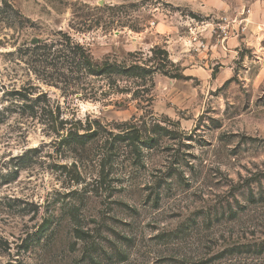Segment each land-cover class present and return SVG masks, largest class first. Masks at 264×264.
<instances>
[{
  "label": "rangeland",
  "instance_id": "1",
  "mask_svg": "<svg viewBox=\"0 0 264 264\" xmlns=\"http://www.w3.org/2000/svg\"><path fill=\"white\" fill-rule=\"evenodd\" d=\"M225 1L0 0V264H264V51L206 78Z\"/></svg>",
  "mask_w": 264,
  "mask_h": 264
},
{
  "label": "crops",
  "instance_id": "2",
  "mask_svg": "<svg viewBox=\"0 0 264 264\" xmlns=\"http://www.w3.org/2000/svg\"><path fill=\"white\" fill-rule=\"evenodd\" d=\"M232 9H236V15L231 17H241V7L245 6L248 9L246 13V23L244 25L243 31L240 30L238 24H234L231 29L229 36L224 41L223 44L219 45V42L211 34V28L213 23L211 19L206 22V27L204 34L205 48H208L205 55L208 56V60H219L221 67L217 74H213L210 68L206 71V78L210 79V82L220 83L224 77L225 72H228V63L232 55L237 54L241 48L251 51L254 55L262 53L264 51V0H231ZM222 10L228 7V2L225 0H206L204 3V10H211L210 7L215 5ZM243 4V5H242ZM211 12V11H210ZM233 15V14H232ZM207 15V18H211ZM188 71V69H186ZM183 80H189L191 77L185 76ZM170 78V77H169Z\"/></svg>",
  "mask_w": 264,
  "mask_h": 264
},
{
  "label": "built area",
  "instance_id": "3",
  "mask_svg": "<svg viewBox=\"0 0 264 264\" xmlns=\"http://www.w3.org/2000/svg\"><path fill=\"white\" fill-rule=\"evenodd\" d=\"M247 13V12H246ZM246 13L242 14L240 18L237 17H229L227 15H223L219 18V22L215 27L211 30V34L216 38L219 44H223L227 39L230 33V29L234 24H238L240 26V30L243 31L245 21H246ZM202 49L205 48V44L201 43Z\"/></svg>",
  "mask_w": 264,
  "mask_h": 264
},
{
  "label": "trees",
  "instance_id": "4",
  "mask_svg": "<svg viewBox=\"0 0 264 264\" xmlns=\"http://www.w3.org/2000/svg\"><path fill=\"white\" fill-rule=\"evenodd\" d=\"M166 51H164V50H161L160 51V54L161 55H166ZM168 59V58H167ZM123 71L125 72V73H127L128 72V70H125V69H123ZM151 75H153V72H152V74ZM165 75V74H164ZM178 76H173L172 78H177ZM27 106V105H26ZM24 108H31V107H29V106H27V107H24ZM56 132H59V130L60 129H54ZM33 152V151H32ZM31 151H27V152H25V153H23L21 156H19V157H16L15 158V161H16V165L14 166L15 168H14V172H13V176L15 177L16 176V174H17V171H18V169H20L21 167H24V165H26L27 163H28V161H29V158H28V155H30L31 153H32Z\"/></svg>",
  "mask_w": 264,
  "mask_h": 264
}]
</instances>
